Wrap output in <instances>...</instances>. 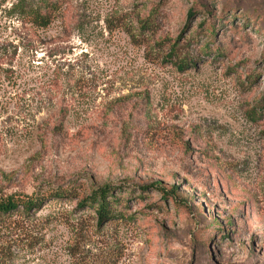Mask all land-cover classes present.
Returning a JSON list of instances; mask_svg holds the SVG:
<instances>
[{"label": "rangeland", "instance_id": "rangeland-1", "mask_svg": "<svg viewBox=\"0 0 264 264\" xmlns=\"http://www.w3.org/2000/svg\"><path fill=\"white\" fill-rule=\"evenodd\" d=\"M14 1L0 202L65 196L0 216V264H264V0H65L46 29ZM104 186L129 222L78 207Z\"/></svg>", "mask_w": 264, "mask_h": 264}, {"label": "trees", "instance_id": "trees-1", "mask_svg": "<svg viewBox=\"0 0 264 264\" xmlns=\"http://www.w3.org/2000/svg\"><path fill=\"white\" fill-rule=\"evenodd\" d=\"M65 0H15L9 9V13L15 16L16 21L21 24H30L37 29H46L56 20L57 15L64 9ZM195 14V8L189 13V18ZM170 56L176 53V46L170 47ZM170 60V59H169ZM191 62L181 60L177 68L184 70L185 66H190ZM161 195L163 200L170 198L171 192L175 191L172 188L167 191L159 184L151 185ZM141 194L145 193V188L141 189ZM121 192L116 193L115 189L110 186H104L94 190L85 198L78 201V207L92 211L93 219H95L97 227L106 223H125L131 220V215L128 213V198L124 199ZM64 194L60 192L49 193L47 196L37 200H32L27 197L11 196L5 201L0 202V216L19 213L27 215L30 211L36 210L44 200H62Z\"/></svg>", "mask_w": 264, "mask_h": 264}]
</instances>
